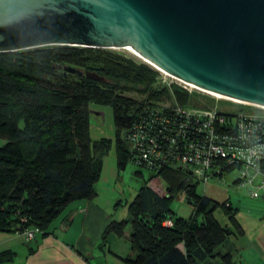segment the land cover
I'll return each mask as SVG.
<instances>
[{"label": "trees", "instance_id": "1", "mask_svg": "<svg viewBox=\"0 0 264 264\" xmlns=\"http://www.w3.org/2000/svg\"><path fill=\"white\" fill-rule=\"evenodd\" d=\"M62 65L94 70L102 78L64 71ZM156 73L144 62L98 46L45 44L0 51V230L36 226L34 243L27 246L32 250L68 202L95 195L100 154L110 141L116 169L124 166L128 152L122 129L136 100L119 92L169 95L166 86L149 87ZM169 89L177 101L187 100L181 85L171 83ZM89 103L109 108L112 138L90 137ZM151 179L160 191L143 181L127 204V215L110 218L100 238L128 227L129 252L121 256L127 264H232L230 250L220 246L241 231L235 207L198 193L183 168L150 170ZM178 192L190 206L187 217L170 208ZM216 205L228 224L214 217ZM166 218L170 224L163 223ZM10 255L2 250L0 260Z\"/></svg>", "mask_w": 264, "mask_h": 264}, {"label": "water", "instance_id": "2", "mask_svg": "<svg viewBox=\"0 0 264 264\" xmlns=\"http://www.w3.org/2000/svg\"><path fill=\"white\" fill-rule=\"evenodd\" d=\"M45 44L126 46L185 83L264 105V0H0V51Z\"/></svg>", "mask_w": 264, "mask_h": 264}, {"label": "built area", "instance_id": "3", "mask_svg": "<svg viewBox=\"0 0 264 264\" xmlns=\"http://www.w3.org/2000/svg\"><path fill=\"white\" fill-rule=\"evenodd\" d=\"M161 73L163 78L171 77ZM171 78L187 90V100L177 101L165 83L169 90L165 99L145 97L135 102L122 129L128 160L150 170L188 169L196 184L233 172L229 183L240 188L245 198L264 202V105L218 96ZM191 89L208 93L214 101L250 106H216L190 96ZM37 230L33 225L22 229L24 240L32 239Z\"/></svg>", "mask_w": 264, "mask_h": 264}, {"label": "crops", "instance_id": "4", "mask_svg": "<svg viewBox=\"0 0 264 264\" xmlns=\"http://www.w3.org/2000/svg\"><path fill=\"white\" fill-rule=\"evenodd\" d=\"M100 159L95 195L68 202L50 220L48 232L32 250L27 246L34 243V237L25 241L21 231L0 230V251L11 252L0 264H127L121 256L129 252L128 227L121 234L108 232L100 238L105 223L118 219L114 208L119 199L112 183L115 164L105 169L102 154ZM225 199L235 207L234 217L241 231L228 236L223 249L230 250L232 264H264V202L247 199L242 193Z\"/></svg>", "mask_w": 264, "mask_h": 264}, {"label": "rangeland", "instance_id": "5", "mask_svg": "<svg viewBox=\"0 0 264 264\" xmlns=\"http://www.w3.org/2000/svg\"><path fill=\"white\" fill-rule=\"evenodd\" d=\"M108 50L115 51L117 53H121L123 55H126L130 58H133L136 61L144 62L151 68L155 69L157 71L156 75L153 77V80L151 81L149 87L150 88H162L165 85V83H176L178 84V81L176 79H173L171 77L165 76L164 78L161 77L162 73L159 69L152 66L149 62L143 60L138 55L133 54L123 48L118 47H105ZM92 65V64H91ZM96 66L97 64H93ZM92 65V66H93ZM194 96V98L200 97L202 100L206 101L207 103H215L216 106H223V107H230L229 105L235 106V107H248L250 105H240V104H234L227 101L222 100H216L214 101V98L209 95L208 93L198 91L196 89H191L190 91ZM120 94H123L125 96H129L132 100H136L135 102L141 100L142 98L148 97V98H154V99H165L168 97L164 92H159L158 94L146 96L145 91L141 92L136 89H128V90H120ZM240 105V106H239ZM89 111H90V118H89V132L91 138H96L100 135L107 136L109 138H112V121L110 116V110L106 105L97 104V103H89L88 104ZM95 111L97 113H95ZM102 115V116H101ZM2 139H0V144L2 143ZM113 141H110L109 146L107 150H105L102 153V159L104 162L105 169L107 168V165H112L114 162V147H113ZM116 175L113 180V187L118 192V200L115 203L114 208V215L117 218L125 217L127 215V204L133 197L135 191L137 190L138 186L143 182L146 181L147 184L152 186V188L156 191H160L158 185L156 184V181L154 179L147 180V177L150 175V170L138 165H135L131 161L127 160L124 164V166L120 169H115ZM233 175V172H230L224 176L223 179H216L211 178L204 184L197 183L196 184V191L200 194H205L208 197H210L213 200L216 201H222L226 197H233L237 194H241L242 190L238 187H235L230 181V177ZM241 192V193H240ZM170 208L174 210V212L178 215H181L183 217H187L190 215V206L185 203L182 199L181 193L178 192L170 201ZM212 213L214 217L222 224L227 223L228 219L221 211L220 207L216 205L212 209ZM223 248V245L220 246V249Z\"/></svg>", "mask_w": 264, "mask_h": 264}, {"label": "bare ground", "instance_id": "6", "mask_svg": "<svg viewBox=\"0 0 264 264\" xmlns=\"http://www.w3.org/2000/svg\"><path fill=\"white\" fill-rule=\"evenodd\" d=\"M115 47H118V48H123V49H125V50H127V51H129V52H131V53H133V54H136V55H138L140 58H142L143 60H145V61H147V62H149L152 66H154L155 68H157V69H159V70H161V71H163V72H165V73H167L168 75H170L171 77H174V78H176L175 76H173L172 74H170L169 72H166L165 70H163L162 68H160V67H158V66H156L155 64H153L152 62H150L149 60H147V59H145L143 56H141L140 54H138V53H136V52H134L133 50H131L130 48H128V47H126V46H114V48ZM207 91V90H206ZM208 92H210V93H212V94H215V95H220V94H218V93H214V92H211V91H208ZM234 100H237V101H241V100H238V99H235L234 98ZM241 102H243V101H241Z\"/></svg>", "mask_w": 264, "mask_h": 264}]
</instances>
